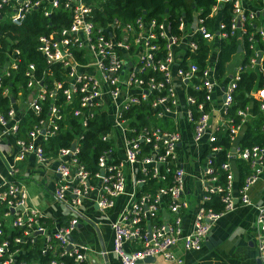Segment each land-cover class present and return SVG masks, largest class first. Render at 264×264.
<instances>
[{"label": "built area", "instance_id": "2783aa9c", "mask_svg": "<svg viewBox=\"0 0 264 264\" xmlns=\"http://www.w3.org/2000/svg\"><path fill=\"white\" fill-rule=\"evenodd\" d=\"M106 1L0 0V19L7 18L10 23L19 25L29 12L40 8L48 19L45 28H49L37 37L36 48L44 61L40 68L33 61L21 67V49L13 45L12 40L7 41L3 50L0 45V88H3L2 94L13 99L6 112L0 111V125L5 135L14 137L16 158L33 155L38 162H43L48 158L45 145L49 137L62 129L71 131L70 145L61 146L54 153L58 159V179L52 194L57 201H67L73 209L84 197H90L103 211L113 208L117 199L126 195L116 217L109 223L112 248L122 264H139L136 261L146 256L175 260L174 248L178 245L185 250H199L209 234L211 222L238 202L255 206L257 247L264 261V203L255 204L248 192L262 172L264 146L253 145L239 152L235 148L250 164V173L237 190L230 163L233 154L226 153L221 165L226 171L223 181H219L211 158L221 149L212 145L216 140L215 131L227 123L225 114L241 71L248 67L264 72V47L257 44L258 40L264 43V0H246V4L244 0H215L205 15L200 16L201 9H198L192 18L180 16L176 25L179 33L173 32L165 17L157 19L142 14L130 21L108 19L102 11L97 13V8L101 10ZM226 4L230 15L228 30L224 29L227 24L222 18L214 23L217 13H222ZM59 7L66 10L68 16H56L59 21L56 22L53 13ZM190 22L194 27L187 37ZM226 36L235 37L242 47L248 42L254 54L248 64L234 71L223 87L219 105L221 118L219 125L211 129L210 111L215 105L214 93L220 85L215 61L220 49L219 38ZM199 37L204 38L208 46L201 70L191 59L198 48ZM159 41L164 44L160 56ZM182 44L186 46L189 60L177 66V74L186 81V87L191 85L204 90L202 100L196 103L197 117L189 107L197 98L187 89L185 102L181 104L172 79L174 50ZM16 72L27 78L26 85H17L16 90H12V85L3 87V78H12ZM194 78L199 82L195 83ZM256 96L264 110V85L256 91ZM18 101L19 106L16 105ZM138 105L148 106L157 118L172 117L176 127L177 116L183 113L191 126L193 142L206 139L200 174L203 191L189 231L182 229L181 213L188 208L190 200L183 189L185 170L177 161L181 134L177 128L164 130L142 124L136 113L128 114ZM100 111L106 113L111 125L110 132L103 138L112 136V131H120L124 155H117L112 136L114 150L103 151L91 173L79 161L77 153L89 119ZM29 113H32V121L28 127L23 119ZM239 114L245 122L248 113L240 110ZM240 127L235 126L232 131L237 134ZM127 173L132 175L130 190H127ZM146 175L161 182L154 192H139L137 188L147 181ZM18 178L16 165L9 166L8 177L0 176V264H37L36 260L19 257L27 252L25 244H36L37 234H41L42 253L49 250L72 260L66 263L62 258L52 257L49 264H86L87 244L69 240L77 226L78 214L72 212L65 223L49 227L40 210L27 202V189ZM211 194L220 195L221 210L203 206L204 201L211 200ZM17 229L20 233L12 234ZM135 242L138 245H131Z\"/></svg>", "mask_w": 264, "mask_h": 264}, {"label": "trees", "instance_id": "16d2710c", "mask_svg": "<svg viewBox=\"0 0 264 264\" xmlns=\"http://www.w3.org/2000/svg\"><path fill=\"white\" fill-rule=\"evenodd\" d=\"M215 0H107L103 4L102 13L108 18H118L122 21L134 20L138 15L144 14L147 17H155L161 19L165 17L171 24L173 32L179 33L177 29V23L180 16L186 18H192L195 10L201 9L199 15H205ZM68 16L66 10L62 7L56 9L53 13L54 20L56 16L60 15ZM230 17L227 9V4L222 9V20L227 24L224 29L228 30V18ZM68 20V17H67ZM48 19L43 15V11L40 8L33 9L29 12L21 24H12L7 18L0 19V45L2 50L5 48L7 41H13V45L18 46L21 49L22 62L21 67L26 62L33 61L38 63V67L44 65V61L40 53L38 52L37 37L40 33L47 32L49 28H45V24ZM209 29L212 30V26L208 25ZM260 48L264 47V43L260 40L257 41ZM160 49L158 56L163 53L164 44L159 41ZM238 42L235 37L226 36L219 38V52L215 61L217 80L220 82L224 75L225 63L229 61L234 53H236ZM245 49L242 63H249V59L254 54V50L249 47L248 42H244ZM208 46L204 42V38L199 37L198 48L192 53L191 58L198 64L199 70L205 65V59L207 57ZM2 54V52H1ZM264 65V64H263ZM156 74L158 71L152 70ZM148 73H151V69L148 68ZM14 76V78H13ZM9 77L3 78V87L13 86L12 90L17 89V85H26L27 78L21 73H14ZM199 79L194 78L193 81L198 83ZM264 85V72L256 69H243L240 73V78L236 81L235 88L232 92V102L227 107L226 125L219 126L215 131L216 140L213 141L212 145H218L221 147L212 158V165L214 166L215 173L219 176V181H223L226 175V171L221 167L222 163L226 160V153L233 154L230 158V163L233 171V178L236 180V185L241 187L245 177L250 173L249 161L240 157L235 151L238 152L250 148L253 145L264 146V110L260 108L261 100L252 95L260 87ZM0 88V111L6 112L8 109L11 99L10 97L2 94ZM188 92L192 94L197 101L191 103L189 107L192 109L193 116L197 117L199 112L196 110V103L202 100L204 90L202 88L195 89L191 85L187 87ZM243 110L248 113V117L244 122V117L239 114V111ZM136 113L137 119L142 123L152 124L154 127H160L164 130H175L176 126L172 117L157 118L146 105H138L131 109L128 114ZM146 116V118L144 117ZM32 118V113H29L24 117L23 121L29 127V121ZM74 122V116L71 117ZM32 121V120H31ZM75 124L78 123L75 121ZM241 125L237 134L232 131V128ZM27 127V128H28ZM111 125L110 121L105 112H95L88 121V125L84 131V136L80 140V149L77 153L79 161L85 164L86 169L91 173L95 171L94 164L96 163L98 156L105 150H114V139L110 135L109 138L104 139L103 135L110 132ZM72 132L66 129L58 131L56 134L49 137L48 142L45 145V149L48 153L54 154L57 149L61 146L70 145L72 141ZM208 150V149H207ZM205 154V153H204ZM228 160V157H227ZM109 162L112 160L109 159ZM146 182L140 184L137 188L139 192L150 190L155 191L156 187L161 184L160 181H156L154 177L146 175ZM203 206L206 208H212L214 210H221L223 203L220 201L219 194H211V200L203 202ZM45 223L52 227L53 223L51 219L44 217L42 218ZM60 220V224L66 222ZM20 233V230L13 231L12 234ZM41 234H37L35 238V245L25 244L24 247L27 249L26 254H21L19 257L26 259L27 261L36 260L37 264H49L52 257L64 259L66 263H70L72 260L68 256H59L57 253L46 251L42 253L40 250L41 246Z\"/></svg>", "mask_w": 264, "mask_h": 264}, {"label": "crops", "instance_id": "0c3cea01", "mask_svg": "<svg viewBox=\"0 0 264 264\" xmlns=\"http://www.w3.org/2000/svg\"><path fill=\"white\" fill-rule=\"evenodd\" d=\"M244 3L246 4V0ZM100 11H103V5L101 10L97 8V13ZM262 13H264L263 7ZM221 18L222 13L218 12L214 23H218ZM188 24L187 37H190L194 24L192 22ZM237 42L236 53L233 57L241 55V59L238 64L231 63L233 57L225 63L224 75L219 82V88L214 93L215 105L210 111L211 129L219 125L221 118L219 105L223 99V87L228 84L234 71L244 64L242 63L244 50L238 40ZM185 48V44L175 48V62L172 65V79L181 104L185 102L184 96L187 87L186 81L181 80L176 70L177 66L185 65L189 60L186 57ZM252 95L256 96V92H253ZM19 104V101L16 102L17 106ZM176 128L181 134L177 161L185 170L183 189L190 200L188 208L181 213L182 229L186 232L192 227L193 215L200 203L203 191L200 174L204 165L206 139L203 138L198 143L193 142L191 126L183 113H179L177 116ZM3 132L0 125V176L8 177L9 166H18V179L24 183L27 189V202L35 205L44 217L51 219L53 225L59 224L60 220L64 221V218L71 216L72 212L78 214V223L71 235L75 243H85L89 247L86 264H122L112 248L113 236L109 223L116 217L127 196L121 195L115 206L106 211L98 208L90 197H84L76 209L71 208L67 201H57L52 194L58 179L57 157L48 153V158L43 162H38L33 155H28L25 159H18L15 156L14 137L7 136ZM112 136L116 141L117 155L123 157L120 131H112ZM127 177V190H130L132 175L127 173ZM234 188L235 190L238 188L236 180H234ZM248 192L255 204L264 203V165L262 172L249 187ZM257 235L255 206L238 202L233 209L223 212L211 222L209 234L199 250H185L178 245L174 248L175 260L157 257L153 262H140L139 264H264L258 252ZM133 244L138 245L136 242L131 243V245ZM128 247L126 244L125 248L128 249Z\"/></svg>", "mask_w": 264, "mask_h": 264}, {"label": "water", "instance_id": "95a60500", "mask_svg": "<svg viewBox=\"0 0 264 264\" xmlns=\"http://www.w3.org/2000/svg\"><path fill=\"white\" fill-rule=\"evenodd\" d=\"M69 240L72 242L73 241V237L72 235L69 236ZM155 260V257H152V256H146L145 258L143 259H139L137 260L136 262L137 263H140V262H153Z\"/></svg>", "mask_w": 264, "mask_h": 264}, {"label": "rangeland", "instance_id": "374dc122", "mask_svg": "<svg viewBox=\"0 0 264 264\" xmlns=\"http://www.w3.org/2000/svg\"><path fill=\"white\" fill-rule=\"evenodd\" d=\"M240 59H241V55H236V56H234L232 59H231V63L233 64H238L239 62H240ZM197 171H199L198 169H197Z\"/></svg>", "mask_w": 264, "mask_h": 264}]
</instances>
